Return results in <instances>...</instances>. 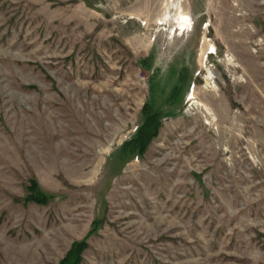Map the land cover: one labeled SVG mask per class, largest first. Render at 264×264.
Returning <instances> with one entry per match:
<instances>
[{
  "label": "rangeland",
  "instance_id": "1",
  "mask_svg": "<svg viewBox=\"0 0 264 264\" xmlns=\"http://www.w3.org/2000/svg\"><path fill=\"white\" fill-rule=\"evenodd\" d=\"M65 257L264 264V0H0V264Z\"/></svg>",
  "mask_w": 264,
  "mask_h": 264
},
{
  "label": "trees",
  "instance_id": "2",
  "mask_svg": "<svg viewBox=\"0 0 264 264\" xmlns=\"http://www.w3.org/2000/svg\"><path fill=\"white\" fill-rule=\"evenodd\" d=\"M143 112L145 115V122L139 129H137L132 139L124 143L119 149L118 156H120L119 159L121 161H124L132 157L133 155L143 154L148 146L150 139H152L156 135L159 118L158 113H154L146 107L143 108ZM28 190L30 193L28 196L29 201L38 204H45L50 198H52V195H47L46 193H44L34 180H30ZM94 225H96V223ZM78 245L83 246L82 243L73 245L71 249V255L76 253ZM65 261H67L66 257L60 262V264H64ZM77 262L78 260L73 264H77Z\"/></svg>",
  "mask_w": 264,
  "mask_h": 264
},
{
  "label": "bare ground",
  "instance_id": "3",
  "mask_svg": "<svg viewBox=\"0 0 264 264\" xmlns=\"http://www.w3.org/2000/svg\"><path fill=\"white\" fill-rule=\"evenodd\" d=\"M178 24L179 25H181V24H183L184 22H188L185 18H186V16L183 14V13H179L178 14ZM190 26V25H189ZM183 31V30H182ZM210 79H211V77L210 78H207V79H205L206 80V86H207V88L208 89H205L206 90V92L208 93V94H210V96L213 98V99H211V107H206V106H204V104H202V106L200 107L201 108V110L202 111H204L206 114H208L209 115V113L213 110V109H215V107H214V105H215V103H216V101L218 100L217 99V96H216V92L214 91V89L213 88H211L210 86H209V83H210ZM213 80V79H212ZM191 99H194L193 100V103L195 104V105H198V102L196 101V94H195V91L192 93V95H191ZM213 101H214V103H213ZM238 101V100H237ZM220 111H223V110H220ZM209 112V113H208ZM222 114H224V113H222ZM210 116V115H209ZM212 117V116H211ZM208 118V117H207ZM217 118H219V117H217ZM228 118V117H227ZM226 119V118H225ZM211 120H212V118H211ZM227 120V119H226ZM215 121V120H214ZM227 122V121H226ZM210 149V148H209Z\"/></svg>",
  "mask_w": 264,
  "mask_h": 264
}]
</instances>
